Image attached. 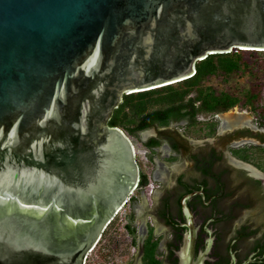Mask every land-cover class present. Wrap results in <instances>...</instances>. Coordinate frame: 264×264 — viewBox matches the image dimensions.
<instances>
[{"label": "water", "instance_id": "1", "mask_svg": "<svg viewBox=\"0 0 264 264\" xmlns=\"http://www.w3.org/2000/svg\"><path fill=\"white\" fill-rule=\"evenodd\" d=\"M233 49L264 0H0V264H83L139 177L123 96Z\"/></svg>", "mask_w": 264, "mask_h": 264}, {"label": "trees", "instance_id": "2", "mask_svg": "<svg viewBox=\"0 0 264 264\" xmlns=\"http://www.w3.org/2000/svg\"><path fill=\"white\" fill-rule=\"evenodd\" d=\"M246 52L252 59L245 58ZM258 55H264V52L233 49L228 53L207 55L195 63L193 74L185 80L123 96L121 104L114 110L108 125L120 129L148 151L147 163L152 169L149 174L145 173L138 163L139 185L143 186L150 182L149 175L154 171L155 149L161 143L167 141L174 153L185 151L183 148L186 147L187 139L185 140L179 133L168 134V131H165L172 124L184 123V131L202 126L206 129L205 136L212 138L217 131V115L240 107L246 108L255 117L258 128L264 130V101L261 96L264 85V58ZM240 78H247L248 85H240ZM152 128L156 130V135L142 141L140 134ZM253 136L258 144L247 143L232 147L229 152L233 158L250 164L264 173V134L257 133ZM186 155L189 156L192 166L190 171L178 177L176 199L199 189L203 190L207 198L214 199L215 209L212 205L211 214L215 212L213 215L226 217L225 221L222 218H216L214 223L227 227L228 231L232 228L231 222L240 218L243 210L251 209L256 204L261 205V210L264 209V192H261V182L247 178L240 170L229 168L225 162L226 159L214 148L206 145L192 154L187 152ZM177 156L170 154L165 160L171 163L178 159ZM193 173L198 175L191 176ZM234 180L240 183L232 186ZM193 198L198 200H191L193 207L202 204L200 195ZM233 199L236 200L231 203ZM218 200L219 204L221 201L230 203L225 211L219 209L218 203H215ZM169 201L168 199L164 202L163 211L167 210L171 202ZM243 222V226L235 233L234 247H241L245 243L249 247L244 249L243 254L237 258V264L243 262L252 253L254 254L249 264H264V227L256 226L250 219ZM126 227L132 238L131 243L134 245L137 229ZM228 249L233 248L227 246L225 250L218 253L217 260L209 264L231 263ZM144 261L145 264H162L154 258L153 247L145 250Z\"/></svg>", "mask_w": 264, "mask_h": 264}, {"label": "flooded vegetation", "instance_id": "3", "mask_svg": "<svg viewBox=\"0 0 264 264\" xmlns=\"http://www.w3.org/2000/svg\"><path fill=\"white\" fill-rule=\"evenodd\" d=\"M164 143L167 145L169 153L171 151V154L176 155V153H174L169 147L167 141H164L158 148L155 149L156 155H164V158L169 156L167 151L168 149L164 148ZM157 164L158 162L156 163L154 161V171L149 175L152 188L148 189V183L143 186L140 184L138 189L135 190L131 196L129 195L126 200L127 212L123 216L125 218V225L123 227L124 232L129 235L128 228L126 226L137 229L136 243L132 245V238L129 242V245L133 248L132 257H134V259L136 258L139 264H145V250L153 247L154 258L162 264H181V262H185V260L187 263L191 264H209L214 263L218 258L216 257L218 256V253H221L227 248V246H229L230 248H233L232 250L228 249V254L230 253L229 261L231 262L229 264H237V258L242 255L244 251L240 246L234 247L236 242L234 236L235 233L243 226V221L250 219L253 222L252 218L242 219L243 221H241L239 226L236 225V221L239 220V218L235 219L231 222L232 231L228 234L227 230V233H225L224 226L214 223V220L216 218H222L225 221L226 217L223 215H213L215 212H212L211 214L214 199L207 198L204 191L200 189L189 193L192 196L185 198L184 201H182V199L189 194L176 199L177 197L175 196H178V192L176 190L178 188V177L185 172L176 176L173 175V183L171 186H168L166 181L163 180L162 175L158 174ZM233 169L244 172L245 176L251 180H259L261 182V192H264V182L262 180L254 178V176H251L248 172L244 169H240L239 167H235ZM197 175L198 174L193 173L191 176ZM198 195H200V203L202 204H198L193 207L191 202L198 201L195 199L196 197H193ZM168 199L171 201H169L170 205H168L166 211H163V204ZM235 200L236 199H233L231 203ZM219 202L220 201L218 200L215 203H218L219 209L223 211H225L230 204L225 201H221L220 204ZM213 209H215L214 205ZM113 215L111 214L109 217L112 219ZM144 216L148 218L147 221H145ZM116 224L117 222L112 223V225ZM103 233L104 232L102 230L99 233V236L91 244V247L95 248L99 239L103 236ZM222 234H226L225 237L224 235L222 237ZM227 234L229 235V238L227 240V244L224 245L223 242L225 241V238L227 239ZM219 235L221 237H219ZM191 240L192 242H190ZM190 243H192L191 258L189 251ZM135 252L136 254L134 255ZM253 254L254 253L250 254L247 259L239 264H249L252 260L251 256H253ZM86 255L87 252L84 255L85 258ZM82 262L84 264V260Z\"/></svg>", "mask_w": 264, "mask_h": 264}, {"label": "rangeland", "instance_id": "4", "mask_svg": "<svg viewBox=\"0 0 264 264\" xmlns=\"http://www.w3.org/2000/svg\"><path fill=\"white\" fill-rule=\"evenodd\" d=\"M258 57L264 58V55H258ZM246 59H252L249 57L248 52L245 54ZM239 80V79H238ZM232 83V82H231ZM240 85L246 86L248 85L247 78H240L239 80ZM262 101H264V85L262 87ZM228 115V116H227ZM228 117H232L228 119ZM242 118V119H241ZM218 122L216 128V134L212 138H207L205 136L206 129L202 126H196L193 129L183 130L184 123L172 124L170 125L165 131H168V134L179 133L183 135L185 140L187 139L186 147L183 150L187 151L189 154L194 153L199 148H203L206 145L209 147L214 148L217 152L221 153L223 157H225V162L229 168H235L230 162V158L235 159L231 156L229 149L232 147H238L245 144H258L257 140L254 138V134L260 133L264 134L263 129H259L258 125L255 123V117L251 115L246 108L235 107L229 110L226 113H222L216 117ZM240 123V124H239ZM224 125V127L222 126ZM227 125V126H226ZM156 132L155 129H150L148 131H144L140 134L141 140L145 141L148 137L155 136L152 135H145L148 132ZM244 132V134H242ZM241 133V134H238ZM126 135V134H125ZM127 136V135H126ZM147 136V137H146ZM128 137V136H127ZM129 138V137H128ZM245 139V140H244ZM130 142L133 144V153L134 159L141 165L142 169L145 173H150L151 167L148 166L147 163V150H145L142 146L135 143L132 138H129ZM256 140V141H255ZM207 141V142H205ZM234 142L240 143V145L232 146ZM207 143V144H206ZM164 148H167V145L164 143ZM168 154L169 149L167 150ZM180 151L176 153L177 160L169 163L164 159L163 156L154 155V161L157 164V172L158 174L162 175L163 180L166 181L168 186H171L173 183V175H179L182 172H187L191 170V162L189 160V156L186 155L187 152ZM164 154V153H163ZM237 160V159H235ZM239 161V160H237ZM244 163V162H243ZM246 164V163H245ZM252 167L254 170L260 172L262 176L264 173L253 167L250 164H247ZM164 182V181H163ZM240 183L238 180H234L232 186H236ZM151 189V188H148ZM243 190V189H242ZM148 196V195H147ZM150 206V205H149ZM260 204H256L254 207L248 210H243L239 220H237L236 225L239 226L242 219L245 218H252L255 222L256 226L264 227V209L261 210ZM127 205L119 211L118 215L116 216L113 222H117L116 225H112V223L106 228L103 233V236L99 239L98 244L95 248L88 252L86 258H84V264H139L138 260L132 257L133 248L129 245L131 237L124 232V224L125 218L123 217L127 212ZM145 217V216H144ZM148 218L145 217V221ZM225 228V227H224ZM220 230V229H219ZM228 228H225V233ZM232 231H228V234ZM227 234V239L223 242L224 245L227 244V240L229 235ZM249 247L248 244H244L241 246V249L244 250ZM136 252L134 253V255Z\"/></svg>", "mask_w": 264, "mask_h": 264}, {"label": "clouds", "instance_id": "5", "mask_svg": "<svg viewBox=\"0 0 264 264\" xmlns=\"http://www.w3.org/2000/svg\"><path fill=\"white\" fill-rule=\"evenodd\" d=\"M238 50H243V51H248V50H245V49H238ZM250 51H254V50H250ZM256 51V50H255ZM257 52H264V51H257ZM191 76V75H190ZM189 76V77H190ZM222 114V113H221ZM218 115H220V114H218ZM217 115V116H218ZM120 130V129H119ZM132 147H134L133 146V144H132ZM170 154H171V151H170ZM169 154V155H170ZM167 158V157H166ZM165 159V158H164ZM138 165V164H137ZM138 168H139V166H138ZM139 172H140V168H139ZM138 186H139V177H138V180H137V182H136V185H135V187L132 189V191L128 194V196L130 195H132L134 192H135V190H137L138 189ZM148 188H152V184H151V182H149L148 183ZM128 196H127V198H128ZM127 198H126V200H127ZM126 200L122 203V205L120 206V208H118L112 215H113V218L111 219H109V221L105 224V226L103 227V232L106 230V228L115 220V218H116V216L118 215V212L119 211H122V209L127 205L126 204ZM125 225V224H124ZM94 249V247H91V249H89L88 251H87V254H88V252H91L92 250ZM84 258H85V256H84Z\"/></svg>", "mask_w": 264, "mask_h": 264}, {"label": "bare ground", "instance_id": "6", "mask_svg": "<svg viewBox=\"0 0 264 264\" xmlns=\"http://www.w3.org/2000/svg\"><path fill=\"white\" fill-rule=\"evenodd\" d=\"M248 50V49H245ZM250 51V50H248ZM228 116V115H227ZM232 117H228V119H231ZM242 119V118H241ZM240 124V123H239ZM227 126V125H226ZM245 140V139H244ZM230 162L232 163L233 166L235 167H239L240 169H244L246 172H248L251 176H254V178H258L260 180H262L261 178H263V182H264V176H262V174L256 170H254L252 167L250 168L249 165L241 162V161H237L235 159L230 158ZM249 166V167H248ZM119 213V212H118Z\"/></svg>", "mask_w": 264, "mask_h": 264}]
</instances>
